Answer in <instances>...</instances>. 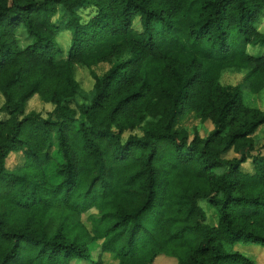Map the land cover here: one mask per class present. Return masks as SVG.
<instances>
[{"label": "trees", "instance_id": "1", "mask_svg": "<svg viewBox=\"0 0 264 264\" xmlns=\"http://www.w3.org/2000/svg\"><path fill=\"white\" fill-rule=\"evenodd\" d=\"M263 9L0 0V264H258L241 247L264 250V112L245 101L264 92ZM101 64L91 101L73 108L77 68ZM233 67L243 82L225 86ZM36 96L46 117L27 113ZM189 117L214 129L190 132Z\"/></svg>", "mask_w": 264, "mask_h": 264}, {"label": "rangeland", "instance_id": "2", "mask_svg": "<svg viewBox=\"0 0 264 264\" xmlns=\"http://www.w3.org/2000/svg\"><path fill=\"white\" fill-rule=\"evenodd\" d=\"M259 30L262 34H264V9L262 11V16L259 22ZM17 36L21 38L22 45L26 44L23 33H18ZM70 36H71V32H65L62 33L57 38L58 42L64 48L65 51L68 50V47L70 45L69 44L71 39ZM111 67L112 65L109 64H101L93 68L92 70L81 67L77 68L76 77H77V81L80 83L81 86V93L71 103V106L73 108L78 109V105L89 103V101H91L94 95V85H95V80L93 78L92 71H94L98 76L102 77L108 70H110ZM245 73L246 71L242 69H237L235 67L225 69L222 72L221 83L225 86L236 87L243 82ZM245 101L249 107L256 108L264 112V92L260 95H253L250 92L246 91ZM4 103H5L4 97L0 92V109L3 107ZM52 110H53L52 105L46 104L41 100L39 96H36L28 103L27 113L36 112L43 115V117H46L47 114ZM0 117H4V114L0 113ZM183 126L186 129H188L190 132H193V130L196 129L202 137L208 136L209 133L214 129V126L210 122L202 123L198 120H195L192 117L186 119V121L183 123ZM255 141L258 151L264 153V126L256 134ZM226 157L228 159H232L239 157V155L235 154L234 152H230ZM20 162H21L20 155H12L8 160V167L13 168ZM243 168L244 171L246 172H252L253 166L251 164V160L248 161ZM202 206L203 208L206 209V203H202ZM207 213H208V221L213 224L216 223V216L213 213V211L207 210ZM241 251L246 255L248 256L250 255V257L256 259L258 264H264V250H262L261 247L259 246L257 247L255 245H247L241 247ZM253 253L256 257L252 255ZM162 258H166V257H161V259L158 260L156 264H176L171 259H162Z\"/></svg>", "mask_w": 264, "mask_h": 264}]
</instances>
